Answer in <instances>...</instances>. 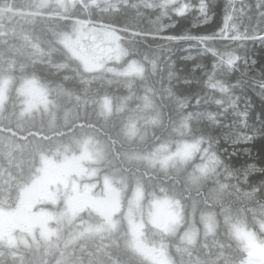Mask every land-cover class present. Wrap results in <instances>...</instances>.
Masks as SVG:
<instances>
[{"label":"snow or ice","instance_id":"obj_1","mask_svg":"<svg viewBox=\"0 0 264 264\" xmlns=\"http://www.w3.org/2000/svg\"><path fill=\"white\" fill-rule=\"evenodd\" d=\"M193 8L208 24L206 0H0V153L7 165H0V264H264V158L259 168L247 162L237 167L222 147L235 153L256 135L264 138V110L260 126L252 128L247 105L240 109L235 95L252 88L264 100V68L258 78L241 74L231 83L230 76L241 60L231 45L257 38L242 32L237 20L251 19L255 10L264 22V0H228L219 32L164 37L195 40L216 61L205 73L211 94L205 102L215 110L187 111L188 101L168 89L175 117H165L155 103L149 76L158 71L156 58L124 46L118 33L127 28L91 19L99 11L135 21L151 9L159 31L170 13L182 17ZM40 18L71 22L69 30L53 33L47 50L25 27ZM217 41L227 42L223 50ZM53 52L64 62H54ZM37 65L49 74L74 65L72 76H62L73 87L41 79ZM137 78L145 85L142 95L132 90ZM113 80L130 94L92 89L94 81ZM221 113H236L252 134L228 124L226 134L216 135L213 129L225 126ZM165 119L170 135L148 144V128H163ZM256 172L259 184H250ZM161 174L172 182L163 185Z\"/></svg>","mask_w":264,"mask_h":264},{"label":"trees","instance_id":"obj_2","mask_svg":"<svg viewBox=\"0 0 264 264\" xmlns=\"http://www.w3.org/2000/svg\"><path fill=\"white\" fill-rule=\"evenodd\" d=\"M194 5H198L199 0H190ZM18 4L27 3L28 0H15ZM130 3H136L138 0H129ZM211 5V19L208 24L200 23L197 20L199 15L196 8L191 9L184 16H177L174 13H170V18H164L159 22L160 30L157 31L158 25L155 23L156 15L158 13L151 9L143 10L142 14L135 19V21L126 20L123 16L120 17H107L102 15L99 11L93 14L91 17L93 22H100L104 24H111L117 29H125L127 31H120L118 34L122 37V43L125 47H132L139 53L147 55L150 58L155 57L158 62V71L149 76V84L154 86L156 91L155 103L163 112L165 117L172 115L175 117L176 113L173 111L174 101L169 96L167 90L171 91L182 99L188 101L187 111H204V110H215L216 105L205 102V97L211 100V94L207 88L206 75L208 68L211 64L216 61L210 56V54L204 51V45L200 44L195 40H180L168 42L164 37L168 36H181V35H192V36H204L210 35L213 32H219L222 27L224 8L228 3V0H206ZM246 3L254 4L256 0H245ZM129 15H134V11L130 10ZM251 19L247 16L240 17L237 20V25L240 30L248 31L249 33L256 36V39L247 40L240 44H233L231 47L236 50V54L241 57V60L235 71L230 73L232 77L231 83L241 77V74L248 76L254 75L259 77L260 69L264 68V43H261L258 37L264 36V22L259 18L258 13L253 10L250 13ZM83 19V17H79ZM25 27L34 31V34L39 38L41 47L45 50L49 47V41L54 40L53 33L56 31H66L71 28V22L64 20H57L55 18H40L35 20L32 24H27ZM137 33V35H133ZM227 42L217 41L215 47L223 50ZM59 47V46H57ZM140 59V56L135 57ZM51 59L54 62H64L61 59V54L53 52ZM247 60V64L244 61ZM255 62V63H253ZM74 65H70L69 70H62L59 74H49L45 70L44 65H37V75L41 79L54 80L56 83H61L66 88H72L73 82L71 80H63V75L72 76L74 73L70 70ZM172 73L169 78V73ZM163 85V88H161ZM100 87H103L104 91L108 92L110 96L124 97L128 96L129 89L121 84L120 82L105 83L101 85L99 82L94 81L92 84L93 91H96ZM142 85L136 81H133L132 90L137 95L143 94ZM235 95L241 96L239 101V108L244 109L247 105L248 110V124L252 128H258L261 123V111L264 110V100L260 97L258 91H254L249 88L244 91L240 89L236 90ZM217 98L219 96L217 95ZM200 99L201 104L199 108L196 105V100ZM130 107H135V100L129 101ZM83 115V112H81ZM89 118L95 119L91 112V105H89ZM236 113H231L228 118L223 116L221 118L225 121V126L220 127L219 131L214 133L218 136H222L227 133V125L231 124L233 130H236V126L239 125V129L242 133L251 135L252 132L243 126V124L237 120ZM77 123H83L78 121ZM36 131V129H33ZM64 131H68L67 128ZM170 132L168 130V120H164L163 128H152L149 127L145 140L148 144H155L156 140H162L168 137ZM155 137V139H153ZM31 139V137H30ZM222 147H228V156H230L232 163L237 167L242 166L245 162L255 163L259 168L262 165L259 161L264 158V138L256 135L251 141L241 143L236 146V151L233 153L230 145H223ZM0 162L6 163L2 153H0ZM155 179V177H153ZM260 173L256 172L249 176L250 184H259ZM159 181H163V185H168L172 182V178L169 176L160 175ZM159 181H157L159 183ZM235 182V181H233ZM250 190V189H248ZM195 195V192L192 193ZM249 208L257 207L255 204H249ZM259 220V216L255 218ZM246 222L248 226L254 231L258 228H253L252 225L255 222L251 212L246 214ZM223 237V232H221ZM211 242V240H209ZM97 243H99L97 241ZM235 244V242H232ZM213 250V249H212ZM215 251V249L213 250ZM226 254H229L225 250Z\"/></svg>","mask_w":264,"mask_h":264},{"label":"rangeland","instance_id":"obj_3","mask_svg":"<svg viewBox=\"0 0 264 264\" xmlns=\"http://www.w3.org/2000/svg\"><path fill=\"white\" fill-rule=\"evenodd\" d=\"M177 2L178 3H190V4H192V5H194V3L193 2H191L190 0H177ZM94 24H104V23H100V22H93ZM114 27V26H113ZM116 28V27H115ZM115 82H120V81H118V80H113L112 82H111V84L112 83H115ZM121 84H123V85H125L127 88H128V86L126 85V84H124V83H122V82H120ZM0 165H3V166H7L6 165V163H1L0 162ZM5 195V193H4V190H3V188L2 187H0V198H2L3 196ZM11 195H13L14 196V191H12L11 192ZM258 225V224H257ZM250 228V227H249ZM250 230H253V229H251L250 228ZM254 231V230H253ZM210 240H211V238H210ZM213 250H214V248H213ZM225 255H228V254H226L225 253Z\"/></svg>","mask_w":264,"mask_h":264}]
</instances>
